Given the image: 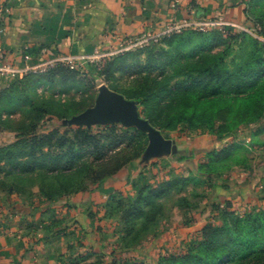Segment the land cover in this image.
<instances>
[{"label": "rangeland", "instance_id": "obj_1", "mask_svg": "<svg viewBox=\"0 0 264 264\" xmlns=\"http://www.w3.org/2000/svg\"><path fill=\"white\" fill-rule=\"evenodd\" d=\"M263 14L264 0H248L246 22L242 27L187 31L128 51L118 48L108 55L90 60L55 65L50 69L54 70L53 73L49 75L30 77L18 86L2 89L0 167L4 169L0 171V230L33 228V225L43 221L39 210L48 200L38 186H34L26 176L18 179L6 177L10 169L6 163L10 160L24 171L37 165L32 166L26 157L15 161L6 155V152L27 153L31 145L29 140L34 134L41 137L57 131L60 134L68 132V136H71L70 131L81 128L91 135L117 137L122 145L103 140L111 147H119L109 154V163L105 166L109 168L103 171L106 173L123 160L143 154L153 136L194 148L203 143L204 139L200 138L211 130L224 131L226 124L216 116H210L202 109H193L194 95L189 94L188 87L195 80L191 90L198 91L202 85L200 82L206 80L202 72L210 63V53L224 52V63L228 69H232L243 62L248 52L242 41L243 36L264 44V20H260ZM101 88H107L121 97L137 123L127 126L111 122L106 116L86 118V114L95 107ZM262 127L264 129V125ZM256 129L259 128L251 131L255 133ZM238 136L239 141L251 138L248 130L240 132ZM260 136L253 138L252 142L264 141V136ZM246 147L252 146L249 143ZM80 155L79 162L88 161V151ZM243 155V151H236L227 160H214L212 167H232L243 161ZM85 185L80 193L93 186L90 181H86ZM180 187L176 185L158 199L142 200L133 206L125 201H114L99 212V216L95 215L97 221H102L97 226L96 238L102 243L112 241L115 251L105 261H98L99 257L83 256L79 264H150L151 260L147 259L149 247L159 250L153 252L154 256L165 255L170 248L160 246L159 242L151 246L157 230L165 225L169 227V224L189 221L186 211L176 212V220H171L174 206L189 208L203 202L201 188L198 191L187 190L180 195ZM245 213L251 214L253 211ZM245 213L236 212V218L224 217L212 223V226L229 225L234 219L243 218ZM178 228L173 234L170 233L168 245H172L171 241L179 243L187 235L188 232H179ZM123 248L135 249L139 251L138 255H131L125 260L116 257L115 253ZM181 251L166 253L163 261L173 263L172 260Z\"/></svg>", "mask_w": 264, "mask_h": 264}, {"label": "crops", "instance_id": "obj_2", "mask_svg": "<svg viewBox=\"0 0 264 264\" xmlns=\"http://www.w3.org/2000/svg\"><path fill=\"white\" fill-rule=\"evenodd\" d=\"M247 1L0 0V69L18 72L59 58L90 60L112 53L129 39L158 34L175 21L222 19L239 28L246 22ZM25 55L30 57L28 62ZM21 76L0 73V89ZM238 134L207 133L200 138L203 143L194 148L153 136L146 151L113 176L88 191L44 204L39 210L43 221L33 228L0 230V264H79L83 256L105 261L115 248L112 241L102 243L96 238L102 221L95 215L114 201H134L143 191L177 181H186L180 195L201 188L203 202L189 208L175 205L170 219L174 221L176 212L186 211L189 221L157 230L151 246L159 242L170 248L167 254L183 250L205 225L216 223L228 206L241 213L264 208V141L257 145L251 136L248 141H239ZM239 142L252 146L244 166L236 164L211 172L204 167L211 153ZM176 228L188 233L179 243L171 241L168 245ZM152 248H148L149 255L144 254L150 264H155L159 256L153 252L159 250ZM117 252L115 256L125 260L139 251Z\"/></svg>", "mask_w": 264, "mask_h": 264}, {"label": "trees", "instance_id": "obj_3", "mask_svg": "<svg viewBox=\"0 0 264 264\" xmlns=\"http://www.w3.org/2000/svg\"><path fill=\"white\" fill-rule=\"evenodd\" d=\"M260 20H264V14L260 16ZM242 41L245 42L248 52L240 65L228 69L224 63V52L210 53V63L202 72L206 80L200 82L202 85L198 91L191 90L195 80L188 87L189 94L194 95L192 107L195 111L202 109L206 114L214 115L226 124L224 131H210L215 136L234 135L248 130L253 139L264 133L263 127L260 126L264 119V44L248 36H243ZM53 71L49 70L44 74L27 73L16 78L5 88L18 86L30 77H42ZM254 127L259 128L255 133L251 131ZM34 131L35 127L32 128L33 134ZM70 132L71 136H68V132L60 134L57 131L41 137L34 134L29 140L31 145L27 153L6 152L12 160L26 157L32 166L37 164L24 171L10 160L6 163L10 168L6 177L18 179L26 176L34 186H38L48 202H53L80 193L85 188L86 181H90L92 185L103 182L141 155L140 153L129 157L103 173L109 168L105 167L109 163V154L119 148L111 147L110 144L122 145L117 137L91 135L81 128ZM103 140L111 143L106 144ZM246 146H249V142L244 146L242 142L232 143L218 153H211L204 167L210 172L216 170L217 167H212L214 160H227L239 150L243 151L244 155L243 161L237 164L244 166L247 154L252 149ZM86 151L88 161L79 162L80 154ZM3 169L0 167V171L3 172ZM185 183L186 181H177L173 185L161 186L155 190L148 189L140 193L136 200L125 202L133 206L142 200L158 199L176 185H180L182 191ZM252 211L251 214L245 213L241 219H234L229 225H205L186 243L171 264H264V208ZM235 213L228 206L219 214L218 221L224 217L236 218ZM124 250L128 249L123 248L122 251ZM165 256L159 257L157 264H170L167 260L163 261Z\"/></svg>", "mask_w": 264, "mask_h": 264}, {"label": "built area", "instance_id": "obj_4", "mask_svg": "<svg viewBox=\"0 0 264 264\" xmlns=\"http://www.w3.org/2000/svg\"><path fill=\"white\" fill-rule=\"evenodd\" d=\"M73 2H78L79 0H72ZM177 3V1H176ZM2 10L0 9V16H1ZM234 26L230 23L224 22L222 19H216V20H208V21H202V22H189V21H175L167 24L160 33L158 34H152V33H146L140 37H136L133 39H129L125 42H123L120 45L121 51H128L134 48L142 47L150 42H158L166 37H170L173 35L181 34L185 31H203L209 28H219V29H228L233 28ZM24 60L28 62L30 60V57L25 55ZM85 61V60H81ZM72 62H75V60L69 59V58H59L53 61H48L43 64H38L31 67H26L23 71H11L7 68H1L0 73H3L5 71H8L11 74H22L25 75L27 73H33V74H44L51 68H53L55 65L58 64H71Z\"/></svg>", "mask_w": 264, "mask_h": 264}, {"label": "water", "instance_id": "obj_5", "mask_svg": "<svg viewBox=\"0 0 264 264\" xmlns=\"http://www.w3.org/2000/svg\"><path fill=\"white\" fill-rule=\"evenodd\" d=\"M106 116L111 122L131 126L137 123L133 114L128 111L118 95L107 88H101L95 107L86 114V118H101Z\"/></svg>", "mask_w": 264, "mask_h": 264}]
</instances>
